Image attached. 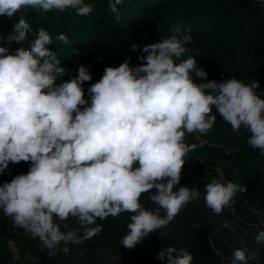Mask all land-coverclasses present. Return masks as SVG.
I'll return each instance as SVG.
<instances>
[{
  "label": "clouds",
  "instance_id": "9594fccd",
  "mask_svg": "<svg viewBox=\"0 0 264 264\" xmlns=\"http://www.w3.org/2000/svg\"><path fill=\"white\" fill-rule=\"evenodd\" d=\"M119 19L123 0H108ZM264 7V0H258ZM94 3L85 0H0V16L11 18L22 8L44 12L74 9L89 16ZM171 35L145 45L142 64L105 67L102 77L92 80L88 67L63 80L66 69L54 40L44 28L36 32L30 48L10 53L0 46V175L10 165L29 163L27 173L15 175L0 185V211L15 228L41 242V251L63 243L81 244L103 231L97 223L129 213L127 234L120 245L133 250L155 231L167 227L193 201L205 202L214 214L225 209L233 214L237 193L246 187L232 181L212 179L204 195L196 187L180 185L188 154L202 147L185 142L186 134L207 136L218 112L239 133L245 129L247 144L264 155V99L259 82L246 84L231 77L207 80L195 56L182 57L192 42L191 28L173 25ZM33 29L21 16L7 42L23 43ZM0 39H4L0 35ZM55 41L68 44L60 33ZM133 43L131 49L139 50ZM194 77L201 78L195 82ZM59 81V83L57 82ZM87 93V98L86 97ZM154 205L147 209L142 194ZM75 218L78 228L61 230V222ZM264 225V218L258 222ZM264 244V230L254 237ZM67 253L69 249L63 248ZM167 264H193V254L176 246L160 251ZM248 248L232 252L231 264H253Z\"/></svg>",
  "mask_w": 264,
  "mask_h": 264
},
{
  "label": "trees",
  "instance_id": "16d2710c",
  "mask_svg": "<svg viewBox=\"0 0 264 264\" xmlns=\"http://www.w3.org/2000/svg\"><path fill=\"white\" fill-rule=\"evenodd\" d=\"M95 7L89 16H78L74 9L64 12H44L39 9L22 8L11 18L0 16V46L14 53L19 47L30 48L40 28L47 30L54 43L49 47L58 53L61 66L66 69L63 80L78 74L80 65L94 70L98 64L119 66L130 58L131 66L143 63L139 59L145 45L156 43L171 35L173 25L184 31L191 28L192 42L185 45L188 52L182 57L196 55L197 66L208 73L207 80H227L235 77L246 84L259 82L256 90L264 99V7L258 0H123L118 6L119 19L109 9L108 0H85ZM23 16L33 32L23 43L7 42L6 36L14 32V25ZM64 33L68 44L55 41ZM140 46L133 51L131 45ZM195 82L201 78L194 77ZM59 83V81H57ZM85 90L88 88L83 84ZM87 98V93L86 97ZM207 136L197 139L186 134L185 142L192 140L202 147L188 154L182 169L180 186L196 187L204 195V185L212 179L232 181L246 187L237 193L234 214L225 209L217 215L205 206L204 200L193 201L184 207L167 227L161 228L129 250L120 245L127 234L129 213L117 218L108 217L103 231L81 244L69 243L55 255L49 250L41 251L39 239L15 228L10 217L0 211V264H167L158 256L163 248L176 246L189 250L193 264H231L232 252L248 248L256 259L253 264H264V244L254 239L264 225V155L247 144L250 136L245 129L239 133L220 114ZM29 163L11 165L12 176L27 173ZM6 173L0 175V185L9 182ZM148 193L142 194L141 203L151 209ZM66 228H78L75 218L61 222ZM18 248V258L10 252V242ZM69 251L65 253L63 248ZM81 254V255H80ZM84 254V255H83Z\"/></svg>",
  "mask_w": 264,
  "mask_h": 264
},
{
  "label": "rangeland",
  "instance_id": "374dc122",
  "mask_svg": "<svg viewBox=\"0 0 264 264\" xmlns=\"http://www.w3.org/2000/svg\"><path fill=\"white\" fill-rule=\"evenodd\" d=\"M109 66H111V65H110V64L102 65L101 63L98 64V65L95 67L94 70H91V71H90V73H91V75H92V80L89 81V82H85L84 85H85L86 87H90L92 83L97 82V81L102 77V75H103V70L105 69V67H109ZM76 75H77V74L74 73L73 76H76ZM195 135L198 136L199 134H195ZM192 143H193L192 140H190V141L188 142V144H192ZM196 151H197V150H196ZM5 173H6V175H7L8 177H10L11 179L14 177V176H12V173H11V165L9 166V169L5 171ZM2 184H3V183H2ZM63 228H66V226H65L64 224H61V230H62V231H64ZM24 232H25V231H24ZM25 234H28L29 236L31 235V234L28 233V232H25ZM9 246H10V249H11L10 252L12 253V256L14 257V259H17V258H18V255H19L17 246H16L15 243L12 242V241L9 243ZM61 247H62V243H61L60 245L57 246V249H54V250H55V251H58V250H60ZM80 255H81V254H80ZM83 255H84V254H83Z\"/></svg>",
  "mask_w": 264,
  "mask_h": 264
}]
</instances>
